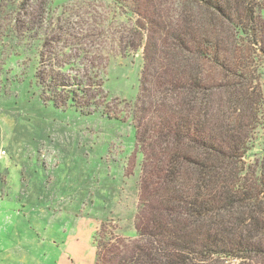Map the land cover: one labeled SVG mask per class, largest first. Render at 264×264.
I'll return each instance as SVG.
<instances>
[{
  "label": "trees",
  "instance_id": "trees-1",
  "mask_svg": "<svg viewBox=\"0 0 264 264\" xmlns=\"http://www.w3.org/2000/svg\"><path fill=\"white\" fill-rule=\"evenodd\" d=\"M110 1L130 15L111 27L113 44L143 52L133 111L143 159L138 237L102 222L95 264H264V168L247 162L264 119V0ZM78 23H49L36 83L44 103L92 115L104 32Z\"/></svg>",
  "mask_w": 264,
  "mask_h": 264
},
{
  "label": "rangeland",
  "instance_id": "rangeland-1",
  "mask_svg": "<svg viewBox=\"0 0 264 264\" xmlns=\"http://www.w3.org/2000/svg\"><path fill=\"white\" fill-rule=\"evenodd\" d=\"M59 17L76 30L81 19L103 29L98 47L105 58L104 86L95 114L58 109L41 99L40 53L46 33L52 37L46 31L57 27L49 23ZM26 18L38 19L26 28L17 24ZM129 19L110 0H0V203L20 200L21 215L26 212L30 221L11 235L10 251L9 231L0 230V264H95L96 233L107 221L119 236L138 237L143 156L136 147L133 111L143 52L123 55L110 33ZM27 28L32 32L24 34ZM258 76L264 89V75ZM247 162L264 168V119ZM24 190L30 195L22 199ZM3 217L0 226L10 220Z\"/></svg>",
  "mask_w": 264,
  "mask_h": 264
},
{
  "label": "crops",
  "instance_id": "crops-1",
  "mask_svg": "<svg viewBox=\"0 0 264 264\" xmlns=\"http://www.w3.org/2000/svg\"><path fill=\"white\" fill-rule=\"evenodd\" d=\"M19 179H15V181H13L14 183H19ZM17 187V186H15ZM14 187V188H15ZM19 195H22L24 197H20V198H27L30 193L26 192L24 190L23 193H20L19 192ZM18 201V200H17ZM17 201H13V200H7V202L3 203L1 202L0 203V221H3L4 220V215H8V219H10L8 222H5L3 223L1 226H0V230L4 231V230H8L9 231V235L8 237H10V241H8L6 244H7V248H8V251H10L12 249V247L14 246V240L13 238L11 237V235L14 234V231L15 230H19V229H22L24 227H26L28 224L29 219L27 218V214L26 212L23 211V216L21 215V211L22 209L20 208V204L19 202H21L20 200L17 202ZM7 205V206H6ZM6 206V207H5ZM24 210V209H23ZM27 210V209H26ZM25 210V211H26ZM3 212H5V214H2ZM21 215V216H20ZM20 217H23V219H21ZM19 219H21V223H19ZM16 233V232H15ZM7 237V236H6ZM3 253V252H2ZM1 254V253H0Z\"/></svg>",
  "mask_w": 264,
  "mask_h": 264
}]
</instances>
